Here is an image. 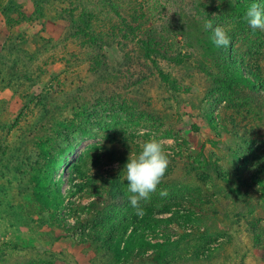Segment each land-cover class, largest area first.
I'll use <instances>...</instances> for the list:
<instances>
[{"label":"rangeland","instance_id":"rangeland-1","mask_svg":"<svg viewBox=\"0 0 264 264\" xmlns=\"http://www.w3.org/2000/svg\"><path fill=\"white\" fill-rule=\"evenodd\" d=\"M111 1L117 12L104 0H0V264H155L157 244L173 240L164 264H264V30L239 33L227 0ZM208 20L228 47L213 44ZM227 60L257 91L211 85L201 66L224 74ZM153 135L171 163L140 217L123 170ZM112 177L125 196L111 220L124 209L144 220L126 236H147L146 261L108 248L117 230L83 242L105 229L108 203L93 187Z\"/></svg>","mask_w":264,"mask_h":264},{"label":"trees","instance_id":"trees-1","mask_svg":"<svg viewBox=\"0 0 264 264\" xmlns=\"http://www.w3.org/2000/svg\"><path fill=\"white\" fill-rule=\"evenodd\" d=\"M114 12H117V5L112 2L111 0H104ZM225 10H228L230 13L234 14L236 17L240 18L239 20H244L243 17L247 11V9H245V5L243 4V2H240L239 5L236 4V2L234 0H227L226 2V8ZM246 22H239L237 23L238 25V30L239 33H244L245 35H247V28L244 26L246 25ZM88 34V33H87ZM230 36H233V34H231ZM89 37L91 39V41L93 42H97L96 35H93L92 33L89 32ZM212 38V37H211ZM144 44V48H145V55L146 56H151V52L154 50L153 47L151 46L150 43H148L146 40L143 41ZM251 50H249L250 52ZM212 59V58H211ZM215 60V59H213ZM226 67L224 68V74H219L217 75L216 72L212 71V69H210L209 67H207L206 64H203L206 68L204 69V66H201V69H203L205 71V73L209 74L211 76V78L213 79L211 82V85L215 86L216 88H222L225 89L227 91L230 92H236V93H243L246 94L245 92L247 90H250V92H255L257 91V85L255 83L254 78L251 77H247L244 72L240 69H235L233 67V65H231L229 63V61H226ZM247 89V90H246ZM197 128V127H195ZM64 149H59L57 150L55 153L51 154L49 156L50 160L52 161V163L54 164V169H56L60 162H61V155L63 153ZM49 160V161H50ZM55 170L52 169H47L46 171V176H48V179L51 181L52 179V173H54ZM167 177V174L165 176V179ZM165 179L163 181L162 184H166L165 183ZM119 179L117 177H112L109 178L106 182H105V189L104 191H100L99 189H97V187H93L95 188L94 190H96L98 193H100V195H103L104 199H106L107 203H108V209L104 210L103 214L106 215V220H105V229H99L98 227H96V233L95 235H84L82 237L83 242H95V243H102V241L105 240L106 237H110V234L115 233L114 231L117 230V232L119 233L120 236H122V238L117 239V238H113L111 239V243L110 246L108 248L111 249V251L114 253L116 251L118 258L120 259H126L127 261L130 260H142V261H146V259H148L149 257H146V254L141 253L142 252V246L139 245H146L148 246V244H151V241L147 239L146 235L143 234H139L136 235L134 233H130L128 234V236H126V234L128 233L129 230V226L130 223L132 224H142L144 222V220L139 219L137 221V218L133 215V212L131 211L128 212L127 210H123L126 214L124 217V220L122 221H116L115 222L113 220H111L112 218L110 217V212H115L116 214V210L114 208H120L122 206V200L123 197L125 196V193L123 191V183H121L120 181H118ZM256 183L258 181H255ZM38 185L40 184V180L39 183H37ZM37 184L35 187V192L38 193L37 190ZM107 185V187H106ZM92 186V185H91ZM89 186V188L91 187ZM168 186V185H167ZM87 187V182H83L81 184L78 185V190L79 191H83L85 190V188ZM60 188H54V190L51 192L52 196L48 197V201L51 202L52 206L55 208H58V211L60 212L61 207H59V200H61L60 197ZM46 194V193H45ZM102 198V197H99ZM53 200V201H52ZM118 201H121V204L118 203ZM101 212L103 211V209H99ZM128 212V213H127ZM118 224V227L116 229H114L115 225ZM65 231H67V228H62ZM191 235V234H190ZM114 236V234H113ZM122 240V241H121ZM124 243L123 245L121 244ZM179 242L180 240H173V241H165V242H159L157 244V249L155 251L154 256L152 257V260L154 261L155 264H164L167 262V260H165V256L166 254H170V252L175 251L176 248H178L179 246ZM139 247L138 250H135V248ZM137 249V248H136Z\"/></svg>","mask_w":264,"mask_h":264},{"label":"clouds","instance_id":"clouds-1","mask_svg":"<svg viewBox=\"0 0 264 264\" xmlns=\"http://www.w3.org/2000/svg\"><path fill=\"white\" fill-rule=\"evenodd\" d=\"M243 19L253 32L257 29L264 30V8L260 4H250ZM205 28L213 31L212 41L217 48L229 46L230 37L224 26L217 25L213 28L212 21L208 20ZM141 135H144L143 131ZM170 163L165 141L154 135L140 144L139 153L131 152L123 171L127 181V192L130 193L129 202L135 215L140 217L144 215L142 202H149L152 194L157 192ZM160 195H166V192L161 190Z\"/></svg>","mask_w":264,"mask_h":264}]
</instances>
